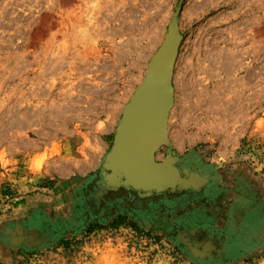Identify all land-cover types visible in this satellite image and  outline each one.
Segmentation results:
<instances>
[{"label":"rangeland","instance_id":"rangeland-1","mask_svg":"<svg viewBox=\"0 0 264 264\" xmlns=\"http://www.w3.org/2000/svg\"><path fill=\"white\" fill-rule=\"evenodd\" d=\"M176 12L155 159L205 181L105 190L123 108ZM0 264H264V0H0Z\"/></svg>","mask_w":264,"mask_h":264},{"label":"water","instance_id":"water-1","mask_svg":"<svg viewBox=\"0 0 264 264\" xmlns=\"http://www.w3.org/2000/svg\"><path fill=\"white\" fill-rule=\"evenodd\" d=\"M183 36L179 30V22H178V12L175 13L171 23L168 26L167 33L165 35V38L163 39L162 43L159 45V47L156 49V51L153 53L152 57L150 58L148 64H147V70L146 73L139 84L137 86L135 92L131 96L130 100L125 104L123 111H122V119L120 123L118 124V127L116 129V134L114 137V141L112 144V147L110 151L107 153L105 160L103 161V170L107 172L103 179V185L106 189H116L120 186H124L126 188H132L134 190H137L140 192L141 195H151L153 193H162L166 191L167 189H175L176 187H183L179 189L187 188L189 183H184L181 179L182 177H177L175 182H172L169 184L165 183V185H162L161 183H155L151 187H144L139 182V180H136L138 178V174L135 169L129 170L131 168H128V164L135 162L137 166H140L142 163L145 164V166L150 167H160L163 165V161H157L155 158L157 156V153L160 151V148L165 143L164 140L156 141L154 143L150 142H144L141 140V137L138 136V134L134 133L133 135L129 136L127 142H122L121 140H126V136L128 132V129H125V125L127 123V108L133 107V104L136 103L139 99L148 100V103L151 105L152 110H149L148 112L151 113V117L155 115L156 120L157 114L162 112L163 114L168 110L171 109L172 103H173V86H172V76H173V70L175 67V63L177 61L180 45L182 42ZM165 59V67H161V63H163V60ZM163 81V85L160 84ZM165 85V88H164ZM166 95V101L163 102L160 97L161 95ZM153 98V99H152ZM169 112V111H168ZM169 115V113H168ZM147 117L148 121H151L152 118ZM154 121V120H153ZM130 129V128H129ZM125 132V133H124ZM124 133V134H123ZM125 136V138L122 136ZM163 138V137H161ZM117 141V142H116ZM122 144L123 146H126V148L132 146L135 148L134 145H136L138 148L135 152H130L126 157H129L132 160H127V163H120L117 162L116 157H121V153H126L125 147L124 150L122 147H119L120 149L117 150L116 143ZM159 142H162L158 144ZM126 143V144H125ZM148 144V145H147ZM124 151V152H123ZM120 152V153H119ZM122 154V155H123ZM169 157V156H168ZM123 158V156H122ZM167 158V157H166ZM165 158V159H166ZM117 163V164H116ZM118 166L120 168H118ZM121 166H124L121 168ZM175 172L178 174L177 167L173 165V168H171L169 171ZM137 174V175H136ZM136 175V176H135ZM187 186V187H186ZM175 191V190H172Z\"/></svg>","mask_w":264,"mask_h":264},{"label":"bare ground","instance_id":"bare-ground-1","mask_svg":"<svg viewBox=\"0 0 264 264\" xmlns=\"http://www.w3.org/2000/svg\"><path fill=\"white\" fill-rule=\"evenodd\" d=\"M161 67H165V59L163 60V63H161ZM176 64V63H175ZM174 71H175V67L173 70V76H172V86H173V103H174V84H173V78H174ZM163 85V81L160 83ZM165 88V85H164ZM166 95L164 94L163 96L161 95L160 97V101L161 99L163 100V102L166 101ZM153 99V98H152ZM172 103V106H173ZM171 106V108H172ZM148 108L149 110H152L151 105L148 103V100H146V98L144 99H139L136 103L133 104V107L131 108H127V123L125 125V129H128L127 136L125 138V136H122L126 139V140H121L122 142H127V140L129 139L128 137L133 135L134 133L138 134V136L141 137V140L144 142H156V141H162L164 140V142H168L169 145V116H170V111L171 109L168 110L163 114L162 112L157 114V118L158 120H156L155 115H153L151 117V113L148 112ZM169 111V112H168ZM169 113V115H168ZM147 117H151V121H148ZM154 120V121H153ZM130 128V129H129ZM163 137V138H161ZM129 141V140H128ZM117 142V141H116ZM163 142V141H162ZM159 142L158 144L162 143ZM120 141L118 143H116L117 150L120 149L119 147H122V144H119ZM126 144V143H125ZM148 145V144H147ZM135 148L137 149L138 147L136 145H134ZM125 147V150H124ZM122 149L124 151L127 152L126 153H121V157L120 155H118L119 157H116L117 162H119V166L120 163H127V160H132L129 157H126L128 154H130V152H135L136 149H134V147L130 146L128 148H126V146H123ZM123 151V152H124ZM108 151L106 152L107 155ZM120 153V152H119ZM123 154V155H122ZM123 156V158H122ZM169 157H167L166 159H164L163 165H161L160 167H150V166H145L144 163H142L140 166H137L135 162H132L130 164H128V168L130 171L135 169L137 172V174L139 175L138 178L136 180H139V182L141 184H143L142 186L144 187H151L153 184L155 183H161L162 185H165V183H172L175 182L174 179H176L177 177H182L183 179H181L182 181H184V183H189V185H193L196 187H199L203 181H205V177L206 175H202L203 173H200L198 171H194L191 169V167H188L187 165H183L180 164L177 157L173 154H169ZM106 157V156H105ZM105 157L103 159V161L105 160ZM189 157V156H188ZM117 164V163H116ZM173 165H175L177 167L178 170V174L175 172H171L169 171L171 168H173ZM118 166V168H120ZM99 167V166H98ZM124 166H121V168ZM125 169V167H124ZM100 170V169H99ZM103 174H106L107 172H105L103 169L100 171ZM136 174V175H137ZM135 175V176H136Z\"/></svg>","mask_w":264,"mask_h":264},{"label":"trees","instance_id":"trees-1","mask_svg":"<svg viewBox=\"0 0 264 264\" xmlns=\"http://www.w3.org/2000/svg\"><path fill=\"white\" fill-rule=\"evenodd\" d=\"M1 192L3 195H8L10 193L8 191V189H5V188H3L1 190ZM124 223H126L125 217L119 216L111 223V225L112 226H120L121 224H124ZM129 224H131L133 228L137 229V225L134 222L129 221ZM98 228H103V226H100L99 224H95V225L89 224L86 231H87V233H91L92 231H94L95 229H98Z\"/></svg>","mask_w":264,"mask_h":264}]
</instances>
